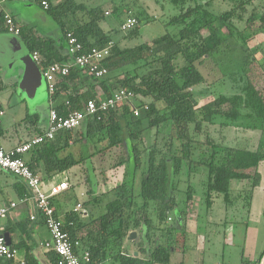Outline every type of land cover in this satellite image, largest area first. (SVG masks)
I'll return each mask as SVG.
<instances>
[{"label": "trees", "instance_id": "trees-1", "mask_svg": "<svg viewBox=\"0 0 264 264\" xmlns=\"http://www.w3.org/2000/svg\"><path fill=\"white\" fill-rule=\"evenodd\" d=\"M34 1L41 7L47 1L45 10L59 26L57 38L20 28L29 52L40 54L42 71L74 61L69 32L83 44L81 52L108 50L95 71L70 64L69 74L57 77L50 100L58 113L68 116L90 100L124 91L115 106L28 152L27 164L42 172L43 183L65 175L69 188L87 186L85 213L74 211L80 200L66 194L69 188L57 202L55 195L51 200L70 240L80 244L76 252L90 253L83 264H176L175 249L190 237L196 178L204 187L200 200L207 216L216 202L227 211L243 202L250 215L264 162V0H165L176 8L165 16L173 32L134 45L142 26L158 19L138 0H112L111 9L76 0ZM128 18L136 24L125 31ZM99 70L105 73L98 76ZM215 126L221 137L210 131ZM233 128L260 130L262 137L255 146L249 138L230 142L225 133ZM77 145L79 154L73 150ZM114 148L124 150L115 164L116 183L110 176L99 191L93 158ZM131 232L137 233L134 252L125 248Z\"/></svg>", "mask_w": 264, "mask_h": 264}, {"label": "crops", "instance_id": "crops-1", "mask_svg": "<svg viewBox=\"0 0 264 264\" xmlns=\"http://www.w3.org/2000/svg\"><path fill=\"white\" fill-rule=\"evenodd\" d=\"M21 1H24V7L26 6L29 9L38 5L40 6L34 0L3 1L5 12L17 21L21 29H31L38 36L59 37V26L47 14L45 8L39 7L38 14L44 24L43 27H40L35 21H32V18L27 19L21 14ZM8 52H11L12 57V65L9 72L5 70L4 66L5 54ZM27 52L33 60V54L29 52L23 38L19 35L8 33L4 29L0 31V109L4 111L3 122L0 125V141L7 150L15 148L35 137L39 132L44 131L49 125V111L55 109L54 103L50 100L51 95L47 90V83L44 77L43 81L39 82L36 80L37 76L34 72L29 73L25 77L23 70H20L18 67L17 61L19 57L26 55L25 53ZM3 91L7 92L4 100ZM45 93L48 95V98L43 99L42 96ZM38 97L40 99L37 100ZM239 131L242 132V135L243 133L245 134L244 130L239 129ZM248 132L252 134V137L256 136L255 143L257 144L262 137V131L249 130L247 134ZM29 156V153L23 155L26 161H28ZM262 164L264 162L260 164L259 172L263 181L262 171L264 170ZM38 173L43 178L42 172ZM62 181H67L65 175L56 176L51 180H44L43 188L49 192L52 187L57 186ZM262 181L261 185L254 191L250 216L256 203L260 202L261 204L264 202ZM60 193L54 196L55 202L62 195H59ZM11 203H16L17 205L10 210L7 218L2 221V226L4 234L7 233L9 235V245L17 250V254L13 259H3L0 264H53L51 261V256H53L51 252L53 251L44 245L50 240V234L44 219L39 215L36 208L34 196L20 177L0 171V205L10 207ZM64 211L60 213V216L63 215ZM33 215L35 216L34 220L31 219ZM222 217L220 218L221 221H223ZM206 219L207 222L204 221L205 223L212 221L209 217H206ZM190 220V237L184 246L186 249L182 248L179 243L178 248L174 251V262L176 264H242L247 260L255 259L264 254V238L262 241L263 246L261 245L260 248H255L254 250L250 248L245 249V243L248 241L249 236L250 244H259L261 233L259 234L256 231V234H249L247 231V235H241L236 229L231 228L228 234L227 232L221 234L222 239L216 240L215 243L218 248L222 246L236 248L238 237L239 242L244 245L243 249L233 254H226L225 250H222V252L209 250L211 256L205 258L207 248L211 247L207 245L206 228L202 227L204 222L201 223L200 218L197 216L196 219L192 220L190 218ZM247 230H249V227ZM125 248L132 252L135 251L136 246L133 239H127Z\"/></svg>", "mask_w": 264, "mask_h": 264}, {"label": "built area", "instance_id": "built-area-1", "mask_svg": "<svg viewBox=\"0 0 264 264\" xmlns=\"http://www.w3.org/2000/svg\"><path fill=\"white\" fill-rule=\"evenodd\" d=\"M42 4L45 9L48 8L47 1H43ZM1 16H3V24L6 31L19 35L21 29L15 19L5 12L3 1H0ZM135 24V18H128L122 25V29L127 31L134 27ZM67 47L70 55L74 57V61L70 64L88 67L91 71H95L97 61L108 54L107 48L100 50L95 47L88 53L81 52L83 44L72 32L67 34ZM32 57L37 64L41 62V56L38 52H35ZM70 64L54 63L42 71L50 95L56 90L57 77L69 74ZM103 73H105V70L97 71L98 76ZM123 97L124 91H121L116 93L114 98L101 99L99 101L90 100L85 104L84 109L73 111L68 116H62L56 109H51L49 111V125L44 134L36 135L10 150L5 149L0 141V171L20 177L30 189L36 202V208L45 216V225L50 234V240L44 245L57 255L56 264H83V262L90 261V253L88 251H83L80 254L76 252L80 244L78 241L72 242L70 240L69 234L64 230L62 220L56 216L55 208L51 201L54 195L69 188L68 182L62 181L57 186L52 187L49 192L46 191L43 188L42 178L29 167L23 155L45 139H53L59 131L75 130L87 117L95 116L99 111H106L109 107L115 106ZM136 114H138V111H136ZM3 118L4 111L0 109V125L3 122ZM16 205V203H11L10 207L0 205V263L3 259H13L17 254V250L8 244L2 226V221L7 218L10 210L15 208ZM74 211H84L85 213L81 203L76 204ZM31 219L34 220L35 216H31ZM242 264H264V257L253 261H245Z\"/></svg>", "mask_w": 264, "mask_h": 264}, {"label": "rangeland", "instance_id": "rangeland-1", "mask_svg": "<svg viewBox=\"0 0 264 264\" xmlns=\"http://www.w3.org/2000/svg\"><path fill=\"white\" fill-rule=\"evenodd\" d=\"M78 2H84L89 4L90 6H95L98 5L102 8H108L111 9L113 4H112V0H76ZM139 1V5H141L143 8H146L148 13H150L151 15H153L154 17H158V19L153 20L152 22L143 25L141 28V36L134 38L133 41H131V44H138L141 43L143 41H149L151 42V40H153L156 37L161 36L162 34L168 33V32H173V30L175 29V27L167 24V17L165 18V16L169 15V10H171V12L175 13L176 12V8L171 5V4H167L165 0H157L158 2L156 3V0H138ZM24 1H21V7H20V12L21 14L26 17L27 19L32 18V21H35L40 27H43V23L40 20L38 11H39V5L36 7H33L31 9L26 8V6L24 7L25 4H23ZM162 18H159V17ZM254 27H257V24H253ZM241 28H244V25H241ZM12 57H11V52H8L5 54V62H4V66H5V70L7 72H9L10 66L12 65ZM9 79V78H8ZM14 81V79H12ZM230 87V84H228L225 89H227V87ZM7 96V92L3 91V100L5 99V97ZM26 97V95H24ZM43 99L48 98V95L45 93V95L42 96ZM40 99V97L37 98V100ZM209 100L205 98L204 100H202L201 104H203L204 102H207ZM220 128L218 126L215 127H211L210 131L212 132V134L215 135V137H221L220 134L218 133V130ZM235 128L231 129V133L228 132H224L225 135L227 137L230 138V142H233V139L237 138L239 139V142L241 143H248L247 138L250 139V146H255V137H252L251 133L247 131L245 132V134L239 131V130H234ZM252 139V140H251ZM254 139V140H253ZM73 150L79 154L80 153V147L74 146ZM89 151L92 153L95 151V149L93 147L90 146ZM124 150L123 148H114L111 150L106 151L103 154H98L96 155V157L93 158L94 161V165L97 168V175L98 178L100 180L101 183V187L99 189V191H103L104 190V185H102L104 182H106L108 179V177L110 178V176H113V184H115L116 182V169L115 168V164L118 161V158L120 157L121 154H123ZM263 166V170H264V164H262ZM120 175L121 173L118 172ZM263 173V181H264V171H262ZM111 179V178H110ZM116 179V180H115ZM201 179L196 178L195 181L192 182V185L195 187L197 195H196V202H195V206L193 205L190 208V218L192 220L196 219V216H198V218H200V222H207L206 217H209L212 219V222L208 221V223H203L202 227L206 228V237H207V245H209L211 248H207V253L205 255V258H208V256H211L209 253L210 251H215V252H222V250H225L226 254H233V253H237L239 251H241L244 247V245H242L239 242V238L237 237V243H236V248H229V247H219L217 246V244L215 243L216 240L218 239H222L221 234L228 232L232 229H236V231L241 234V235H247V231L252 234H256V231L260 234V243L259 244H255L252 243L250 244V236L248 241L245 243V249L250 248V249H255V248H260L262 245V241L264 238V202L260 204V202H257L254 209H253V213L250 215H247L244 210L241 208L243 205V202H240L238 205H236L239 208L236 209H230V211L227 210H223L222 208H220L218 206V202H216V204L213 207V211H211V213L209 214V216H207L206 214V205L203 201H201V197H202V192L204 191V187L200 181ZM262 181V185L264 187V182ZM115 182V183H114ZM87 190V186L86 184L84 185H76L74 186V188H69L66 192V194H70L73 198L75 197V195L77 196V199H79L83 210L86 208L84 206V200L87 199L86 196H82L83 193H86ZM98 191V193H99ZM63 197V194L61 195V198ZM200 200V201H199ZM74 199H72L71 206L72 204H74ZM198 206V208H196ZM100 211L105 210L104 208V203L100 204V207H98ZM99 211V212H100ZM198 212V213H197ZM223 216V217H222ZM223 218L221 221L220 218ZM249 227V230H247V228ZM257 228V230H256ZM260 230V231H259ZM258 234V235H259ZM263 246V245H262ZM175 259V257L173 256V260ZM109 264V263H107Z\"/></svg>", "mask_w": 264, "mask_h": 264}, {"label": "water", "instance_id": "water-1", "mask_svg": "<svg viewBox=\"0 0 264 264\" xmlns=\"http://www.w3.org/2000/svg\"><path fill=\"white\" fill-rule=\"evenodd\" d=\"M26 55L24 56H20L17 64L18 67L20 68V70H23L24 76L27 77V75L31 72H34L36 74V80L39 81H43V76L41 73L40 68L38 67V65L31 59V55L27 52L25 53ZM137 233L136 232H131L128 239H134L136 238ZM6 240L9 244V235L6 233L5 234ZM138 253L136 252L135 255H137Z\"/></svg>", "mask_w": 264, "mask_h": 264}]
</instances>
